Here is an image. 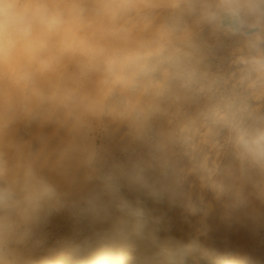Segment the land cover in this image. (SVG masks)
I'll return each instance as SVG.
<instances>
[{"label":"clouds","instance_id":"9594fccd","mask_svg":"<svg viewBox=\"0 0 264 264\" xmlns=\"http://www.w3.org/2000/svg\"><path fill=\"white\" fill-rule=\"evenodd\" d=\"M214 219L264 229V0H0V264H228Z\"/></svg>","mask_w":264,"mask_h":264},{"label":"rangeland","instance_id":"374dc122","mask_svg":"<svg viewBox=\"0 0 264 264\" xmlns=\"http://www.w3.org/2000/svg\"><path fill=\"white\" fill-rule=\"evenodd\" d=\"M155 214L165 218L166 232L176 239H186L191 231L183 219L180 209L170 207L167 202L149 203ZM213 231L210 233L215 247L232 253L228 264H264V229L253 233L247 226L233 224L228 226L218 219L211 221ZM70 222L63 216L57 217L52 228L53 239L70 233ZM207 264V262H205Z\"/></svg>","mask_w":264,"mask_h":264}]
</instances>
